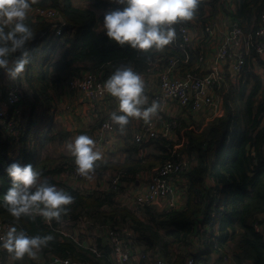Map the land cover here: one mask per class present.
I'll return each instance as SVG.
<instances>
[{
  "label": "trees",
  "instance_id": "1",
  "mask_svg": "<svg viewBox=\"0 0 264 264\" xmlns=\"http://www.w3.org/2000/svg\"><path fill=\"white\" fill-rule=\"evenodd\" d=\"M46 2L49 0L37 4L44 6ZM217 2L198 0L194 17L203 14L204 4L213 9ZM235 3L232 20L244 32L252 34L258 27L264 0H235ZM121 4L117 8L122 9L124 3ZM49 6L60 12L65 23L55 39L48 36V22L25 21L34 36L26 45L30 63L26 65L21 81V86L29 89L21 96V101L28 107L27 120L16 147L0 122V221L18 224L29 236L51 235L53 239L47 246H42L44 252L79 257L93 264H108L105 257L96 262L99 257L70 238L62 236L59 239L58 233L47 227L40 215L14 218L3 205V195L11 187L6 168L13 162L21 166L31 164L41 174L39 182L47 180L57 186L53 176L66 166H76L74 155H62L57 159L42 156L45 146L69 135L63 130L52 133L54 119L50 108V102L62 96L63 83L69 77L89 71L106 80L116 69L123 67H131L134 72L148 76L171 59H177L182 67H189L199 51H184L173 44L159 48L153 45L147 50L134 48L127 42L120 44L109 38L106 30L98 29L105 14L98 15L91 8L74 6L71 0H50ZM189 22L181 20L174 25ZM19 54L14 53L13 57ZM161 58L162 62L159 61ZM241 75L240 88L229 89L222 95V106L214 118L202 122L180 117L170 138L158 133L137 142L128 135L121 150L125 153L122 161H94L93 168L120 172L125 182H134L138 174H150L167 161L179 162L185 158L188 162L184 173L185 193L179 207L157 210L150 204L144 208L143 216L138 217L118 206L115 196L119 191L81 192L65 187L64 190L74 197L73 202L65 206L67 212L77 214L81 210H93L103 213L101 208L105 207L108 216L128 221L139 239L157 247L170 264H184L194 233L202 238L203 244L202 251L195 255L196 264H206L202 254L222 250L231 252L238 262L250 260L252 264H264V241L254 228L255 223L264 226V96L256 103L255 97L261 92L258 77L246 68ZM251 75L254 84L240 101L243 111L238 114L233 94L237 92L243 96ZM100 123L98 121L96 125ZM15 151L18 153L14 154ZM210 221L212 225L203 230L202 226ZM214 224L219 235L214 234ZM173 246L176 247L173 249Z\"/></svg>",
  "mask_w": 264,
  "mask_h": 264
},
{
  "label": "built area",
  "instance_id": "2",
  "mask_svg": "<svg viewBox=\"0 0 264 264\" xmlns=\"http://www.w3.org/2000/svg\"><path fill=\"white\" fill-rule=\"evenodd\" d=\"M225 3L227 4L228 0H218L219 12H213L207 4H204L201 16L194 17L189 23H177L176 26L174 24L170 26L175 29V37L168 44L176 45L184 51L199 52L189 67H182L177 59H171L166 65H162L161 69L155 70L148 76L144 75L145 78L154 81L155 92L152 100L157 105V112L173 111L178 107L184 112L182 116L184 118L191 117L201 121L214 118L219 111L218 99L222 94L223 83V75L220 72L223 68L227 67L234 79L240 78L243 69L247 63H250L251 59L247 60L246 57L250 49L255 54L264 56V6L258 15V27L250 34L244 32L235 20L223 14L221 10L225 7ZM27 20L48 22L50 24L48 36L52 39L61 34L65 25L60 12L53 7L38 6L32 15L27 14L25 21ZM195 24L198 27L199 36L195 42L200 43L207 38L214 49V65L208 68H204L203 51L200 47H196L193 41L194 33H196ZM14 59L12 55L10 65ZM159 61L162 62L163 59ZM19 78H24L23 73L18 78L12 79L5 70L0 69V122L13 147L18 144L19 136L24 130L27 120L25 113L28 111V107L21 101V96L23 91L29 89L18 83ZM105 81L92 72L84 71L64 81L62 95L68 97L71 94H78L88 99L90 103L97 104L107 94ZM218 88L219 91H217ZM115 98L118 100V111L121 112L119 98L116 96ZM66 108L70 107L66 106ZM40 112L37 113L40 114ZM208 112L210 115H207ZM161 124L164 137L170 135L175 127L174 121ZM157 126V123L150 119L140 121L133 135L135 141L140 142L143 139L155 137L158 134ZM98 127L95 129V134L100 137L112 135L116 131L112 118L100 123ZM187 163L185 158L179 162L167 161L160 167H156L144 179V182L143 180L125 182L122 173L97 168H93L87 175L79 174L76 168H65L53 178L57 182V188L63 190L65 187L80 183L85 185L82 192L106 189L119 191L115 196L116 201L119 202L118 206L125 207L138 217H142L144 208L150 204H156L159 200L167 201V209L180 206L177 200L181 195L178 193L179 182L185 186L184 173L187 170ZM134 183H137L136 186ZM120 184L125 186L123 194L118 187ZM41 219L47 227L58 233L59 239H62V236L68 237L99 257L96 262L105 257L108 264H170L157 247H151L144 240L139 239L128 221H121L116 217L93 210H81L77 214L67 212L59 221L49 222L42 217ZM13 224L18 230H22L16 223L0 221V236H3L8 227ZM210 225H212L211 221L202 228L207 229ZM254 228L262 235L264 241V226L255 223ZM199 238L200 236L196 233L191 235L184 264H196L195 255L198 253L194 248ZM35 252L34 257L25 254L22 259L15 260L12 256H5L8 254L7 250L0 247V264H93L79 257L44 252L42 247ZM229 260L231 261V258Z\"/></svg>",
  "mask_w": 264,
  "mask_h": 264
},
{
  "label": "clouds",
  "instance_id": "3",
  "mask_svg": "<svg viewBox=\"0 0 264 264\" xmlns=\"http://www.w3.org/2000/svg\"><path fill=\"white\" fill-rule=\"evenodd\" d=\"M123 3L122 9L105 13L103 27L106 35L120 44L127 42L134 48L147 50L153 45L159 48L172 41L175 29L170 26L191 19L198 0H123ZM30 7L29 0H0V69L12 79L18 78L30 63L26 45L34 34L25 23ZM17 52L19 56L10 65V57ZM104 86L119 98V108L124 114H112V120L117 124H127L129 116L148 120L155 114V102L143 110L139 107L143 103V82L131 67L116 69ZM93 143L90 137L80 134L69 144L76 171L81 175H87L93 169L94 161L100 158V154L93 151ZM6 171L11 177V187L3 195V205L16 219L38 214L45 221H59L61 214L68 211L65 206L74 200L71 193L58 189L47 180L39 182L41 174L31 164L21 166L13 162ZM33 186H36L34 191ZM52 239L51 235L29 236L13 224L0 236V247L19 260L25 254L34 257L35 250L47 246Z\"/></svg>",
  "mask_w": 264,
  "mask_h": 264
},
{
  "label": "rangeland",
  "instance_id": "4",
  "mask_svg": "<svg viewBox=\"0 0 264 264\" xmlns=\"http://www.w3.org/2000/svg\"><path fill=\"white\" fill-rule=\"evenodd\" d=\"M42 0H29V3L31 5L30 9L28 10V13L30 15L33 14L34 9L37 8L38 5L37 3H39ZM72 4L74 6L77 7H87V8H91L93 9L96 14L100 15V14H105L106 12L112 11L114 9H117V7H120L123 2V0H120V2H118V0H71ZM47 4H43V7H50L49 2H46ZM101 5H103V7H101ZM101 27H103V20L99 23ZM252 73V67H251V71ZM24 78H19L18 83L22 84V80ZM241 80V77L239 79H235L234 83L229 87L230 90L231 89H238L240 88L239 86V81ZM263 81V86H262V93L260 92L259 95H257L255 97V101L256 103L260 100L261 97L264 96V79L262 78ZM249 83L246 84V89L244 91L243 96H239V93H235L234 98H235V102H236V106L235 108H237L238 110V114L242 111L243 109L241 108V104L240 101L242 102L243 99L246 97V95L249 93L251 86L254 84V78L251 75L250 76V81H248ZM261 83V82H260ZM217 91H219V88L217 89ZM24 93V91H23ZM108 93L106 94V96L104 97L105 99L107 98ZM80 96V95H79ZM222 94L221 97L218 99L219 103H218V109L221 108L222 106ZM105 99L103 100L105 102V104H103V107H99L96 109V112L93 113V111H95V107H97L98 105H96L95 103H89L86 99V101L91 105L89 110L86 111H82L77 113L75 109H71V108H66V106L68 107H72L71 103L69 102V99L65 96H60L57 100H52L50 102V108L52 110V115H53V123L51 125V131L52 133H56L57 131L63 130V131H67L70 133V136L68 138H65L64 140L60 141V142H52L50 144H48L47 146H45L42 149V156L43 157H50L53 159H57L60 158L62 155H73L72 152L69 149V144L73 143L75 138L80 135V134H85L88 137H90L92 139V141L94 142L92 145L93 151L98 152L100 154V158L102 160H106V159H112L113 161H122V158L124 159L125 157V153H122V151H120V149H116L115 145L111 142V139L109 138V135H104L102 137L100 136H96V134L93 133L92 131V126L100 121L101 123H103L104 121H106L109 118H112V114L116 113V111L114 112H110V113H106L102 110L105 109L106 107V101ZM79 106L82 107V105H84L85 100L79 99ZM100 106V105H99ZM91 108H93V111L91 112ZM75 110V111H74ZM101 110V111H100ZM90 111V112H89ZM37 112H39V110H37ZM119 113V112H118ZM182 110L178 107L174 108V110H169V111H165L164 113H159V112H155V114L151 115L150 120L155 121V123H157V129H158V133H160L162 135L163 129H162V122H169V121H175L182 117ZM142 117H133V116H129L128 117V122H127V132L125 133V138L128 135V132H136V125H137V121L139 119H141ZM114 122V121H113ZM202 122H207L206 119H202ZM116 122H114V125L116 126ZM136 124V125H135ZM99 126V124L96 125L95 128H97ZM99 128V127H98ZM97 128V129H98ZM117 129V128H116ZM120 130H124V129H117L115 132H118ZM173 129L171 131V134L166 136V137H173ZM114 132V133H115ZM15 153L17 154L18 152L15 151ZM56 164V163H55ZM54 165V164H53ZM77 166H66L65 168L69 169V168H76ZM147 178V177H146ZM144 178V179H146ZM144 179L143 180L144 182ZM61 182H63V179H61ZM85 185L83 184H77V185H73L71 186L72 188H75L79 191L83 190L84 188H81ZM77 187V188H76ZM120 192H122L125 190L124 189V185L120 184L119 186ZM82 192V191H81ZM121 205V204H120ZM157 210H162L160 209V207L162 206L161 204V200H159L156 204L153 205ZM205 230V229H203ZM214 234L219 235L218 232V228L216 226V224H214ZM176 246H173L172 248L174 249ZM172 251V249L170 250ZM199 252V251H198ZM12 256L11 254H6L5 256Z\"/></svg>",
  "mask_w": 264,
  "mask_h": 264
},
{
  "label": "crops",
  "instance_id": "5",
  "mask_svg": "<svg viewBox=\"0 0 264 264\" xmlns=\"http://www.w3.org/2000/svg\"><path fill=\"white\" fill-rule=\"evenodd\" d=\"M212 8H213L212 9L213 12H219L218 11L219 6L216 3L212 6ZM235 10H236L235 0H228V3L225 5V7L221 11L223 12V14H225L228 18H230L232 20L231 14L233 12H235ZM194 16L195 15H193V17L191 19L185 20V21H192L194 19ZM98 29L99 30H106V29H104V27H101L100 24H98ZM192 30L194 31V28H192ZM195 32L196 33H194V38H193L194 42L196 41V39L199 38L198 27L196 26V24H195ZM195 44H196V47H200V49L203 51V53L205 55V67L204 68H208L210 66H213L214 65V49L212 47L211 41L207 38H204L203 41H201L200 43L195 42ZM246 57H247V60L251 59L250 63H247V66L245 67L246 71L250 72L251 67H252V73L255 74L258 77L259 81L261 82L260 85H261V93H262V91H263L262 90V86H263L262 78L264 79V56L257 55L253 51H251V49H250V52L248 51V55ZM244 69H243L241 74H243ZM220 74L223 75V83H222V89H221V93L223 95L224 93H227L229 91V89H230L229 87L234 83L235 79H234L233 75L230 73V71H228L227 67H224L223 71H221ZM140 78L143 82V92H142L143 103L141 105H139V107L141 108V110H143L145 108L152 106V104H153L152 97H153V93H154L153 91L155 90V84H154L153 80H151L149 78H145L144 75H141ZM236 79H239V78H236ZM248 80H249V77H248ZM247 83H249V82H247ZM148 89H149V91H146ZM107 93H108L107 98L106 99L104 98L106 101V107H105V109L102 108V110L104 112H106L107 114L110 112H114V111H116V114H124V113L118 111V108H117L118 100L115 98V96H113L108 91H107ZM67 98L69 99V102L72 105V107H70V108L77 110L76 111L77 113L90 109V106H91L89 104L90 102L83 96H79L78 94H71ZM82 98H83V100L86 99L89 103L85 100L84 105H82V107H81V106H79V102H80L79 99H82ZM103 100L96 104L98 106L95 107V111H93V108H91V112L93 111V113H94V112H96L97 108L103 107V104H105V102ZM182 114H184V112H182ZM207 115H210V112H208ZM142 120H143V118L139 119L136 122L137 123V125L135 124L136 129H137L140 121H142ZM96 123L92 126V131L94 134L96 133L95 132ZM116 128L117 129H124V130H120L118 132H115L112 135H109V138L111 139V142L115 145V148L120 149V151H121L124 147L125 133L128 131L127 130V124H125L123 126L116 124L115 130H117ZM128 135L130 137H133L134 132H132V131L128 132ZM69 136H70V133L67 136V138ZM127 136H126V139H127ZM122 160H123V158H122ZM149 175L150 174H148V173L138 174L135 181L144 179ZM179 183H180V188H179L178 193L181 195L178 197L177 200H178L179 205H181L184 201V193H185L184 187L185 186L183 185L182 182H179ZM134 184L136 186L137 183H134ZM81 188H84V186ZM161 204H162V206L160 207V209L166 210L168 208L166 200H162ZM103 208H105V207H103ZM103 211H104L103 212L104 214L108 215V209L106 211L105 210H103ZM123 220H121V221H123ZM197 240L198 241L196 242L197 244H195L194 250H196L197 253H199L203 249V246H202L203 244H201L202 238L200 237ZM90 244L92 245V243H90ZM202 257H203L204 261H206V264H252V261H250V260L238 262L237 259H235L233 257V254L231 252H229V251L225 252L223 250L218 251V252L217 251H211L209 253V255L202 254ZM230 258H231V261L229 260ZM198 264H201V263H198Z\"/></svg>",
  "mask_w": 264,
  "mask_h": 264
}]
</instances>
